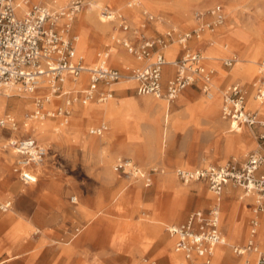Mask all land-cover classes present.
Listing matches in <instances>:
<instances>
[{
    "label": "rangeland",
    "instance_id": "1",
    "mask_svg": "<svg viewBox=\"0 0 264 264\" xmlns=\"http://www.w3.org/2000/svg\"><path fill=\"white\" fill-rule=\"evenodd\" d=\"M128 1L131 0H101L110 9L119 10L125 14L130 24V30H122L119 27V21L116 20L110 22L109 40L102 38V35L100 38L91 33V38L96 40L94 41L97 44L96 51L103 52L114 48L126 58L121 65H112L122 71L125 75L124 78L129 76L132 69L139 66L140 63L132 61H136V56L130 53L122 43L110 41L112 35L118 36L121 40L127 34L130 40L139 44L144 37H159L171 27H178V31L184 32L199 26L194 24L193 27L183 28L179 25L180 18L175 0H145L144 4L148 1L149 12L155 16L151 22L146 20V16L142 12L144 6L127 8ZM230 1L232 0H188L191 15L194 17L198 12L207 13L214 5L221 4L226 13V21L222 26L224 31L228 29L229 32L235 31L239 35L247 34L246 36H250L251 40L258 39L257 33L264 37V0H235L239 4L237 8H233ZM69 3L70 0H58L54 7L59 8ZM85 8L86 6H81L74 21V33L79 36L76 46L85 55L87 63L96 64L99 63V60H90L85 47L78 46L82 36L80 32L83 30L78 23V16ZM96 16L98 17V15ZM205 18L210 20L211 17L206 14ZM214 37L220 43L230 45L232 52L229 55L241 57L238 47L233 46L227 38ZM207 42L208 46L204 54H208V48L212 47L209 41ZM195 43H197L196 40ZM172 45H178V43L174 42ZM238 45L242 49L247 47L245 42H239ZM199 46L203 48L205 44ZM213 47L215 48L214 52L226 53L222 45L218 46L217 44ZM251 52L252 50H249V57L252 56ZM263 58H259L257 62L247 63L250 67L248 78L241 79V83H246L245 86L249 93L253 94L254 76L257 73L258 63ZM209 62L218 65L213 67L217 73L214 76V81L219 87L222 98V91L231 84L229 78L221 74L218 75L219 69L225 70L221 67L224 66V59ZM127 66H131V68L128 69ZM236 67L235 65L233 70ZM166 72L169 73L168 67ZM136 86L137 83H115L109 86L117 89L113 98L105 102L89 101V105L108 106L110 113L107 119L104 117L89 119L82 116L76 105L77 103L82 104V101L75 102L74 110L67 117V121H71L73 117L78 116L81 122L77 125L71 123L66 126L60 125L61 123H58V120H61L60 117H48L52 119V129L54 130L52 131L58 134L57 141L49 143V151L44 159V165H42L46 174H40L38 184L34 185H24L14 173L15 154L12 150L5 148V143L9 137L34 136L37 120L32 117V114L37 108L36 100L41 96L35 93L28 96V92L20 90L12 91V95L9 96L10 102L4 109H0V117L6 114L15 117L17 129L0 128V152L5 155L0 158L4 161L7 158L10 162L8 172L3 173L0 179L7 180L17 187L13 186L9 193H3L1 190L4 189L6 182L0 186V204L9 199L12 200V207L9 211L5 213L0 208V236L6 232L5 241L13 243L9 246L10 256L16 258L8 260L9 257H1L0 264L6 260L9 262L4 264H97L99 262L101 264H131L133 259L135 263L139 257L135 260L134 257L126 256V253H134L138 249L148 251L152 244L155 247L161 239L169 237L166 230L168 224L183 221L192 211L208 208L214 204V199L208 198V195L213 192L209 191L205 183L199 181L184 183L177 176L176 169L179 167L194 169L207 166L204 164L205 162H209V165L217 164L232 156L243 157L251 152H264V143L257 137L258 129L252 130L249 127H244L245 142L237 143L230 137L228 129L219 125L218 119L226 122L227 126L229 124L222 118L221 109L218 119L193 117L196 113H200L199 106L187 109V116L184 114V104L179 103L181 94L171 102L170 117L169 122L166 123L167 130L165 132L163 119V125L160 128L163 144L158 146L155 142L148 143L128 129L129 120L125 118V113L134 112L132 98L151 95L139 94ZM194 89L197 96L203 97L204 102L210 100L200 88L194 87ZM63 93L56 101L55 110L65 104L68 95ZM161 99L167 101L165 98ZM15 100L21 102L23 106L21 109L17 107ZM102 121L109 122V129L104 132L105 135L101 138L104 141L108 140L104 143L106 145L105 157L109 158L108 165L102 164L98 155L92 154L82 146L86 139L96 137V134L90 133V128ZM49 122L51 120L47 121L46 125ZM26 123L30 124L29 130ZM143 126L153 135L158 130L156 126L147 123L146 120L143 121ZM230 133L235 135L237 132ZM129 143L131 145L134 143L135 148L127 147ZM118 156L130 158L142 169L149 170L152 167H158L164 169L165 173H154L152 183L147 186L144 180L139 177L115 171L114 164ZM21 187H25L28 190L27 193L20 192L19 188ZM234 190L239 193L244 192L241 188H234ZM74 196L78 198L76 203L71 200ZM233 198H235L234 195L231 197L228 194L226 198L222 199V226L226 235L229 232L231 207L240 202L236 197L237 202H233L231 205L230 201ZM80 202L87 208V214H81L78 211ZM254 202L255 200H252L245 210L249 211V215L242 225L246 234L253 215ZM38 210L41 212L40 217L37 216ZM80 215L87 219L79 217ZM234 219L233 224H235ZM261 220L260 237L264 247V212ZM153 225H157L160 240L156 238L155 242L153 241L150 245L146 244L147 247L143 248L141 245L145 242L140 241L139 238L148 233L151 234ZM82 228L84 235L82 236L88 239L72 246L79 236L75 235ZM231 230L233 229L231 228ZM227 237L230 246L220 245L224 247L225 254L219 255V250H216L214 264H249L244 262L245 257L238 256L233 251V246L244 243L246 237L237 241H234L230 235ZM40 239L42 247L38 246ZM71 239L72 242L67 244ZM169 242L171 244V241ZM0 246L2 245L0 244ZM68 246H72L71 251L66 250ZM112 246L116 251L121 250L122 252L116 255ZM173 248L174 246L171 250ZM153 252L154 250L145 254L147 262L158 258L167 264L165 256L155 255ZM17 253H21V255Z\"/></svg>",
    "mask_w": 264,
    "mask_h": 264
},
{
    "label": "built area",
    "instance_id": "2",
    "mask_svg": "<svg viewBox=\"0 0 264 264\" xmlns=\"http://www.w3.org/2000/svg\"><path fill=\"white\" fill-rule=\"evenodd\" d=\"M84 0H70L64 7L56 9L46 0H0V94L9 87L20 91L32 92L42 85L52 95L64 92L66 77H77L81 72L88 73V84L83 91H68L65 104L56 110H45L44 101L49 95L36 100L37 108L32 116L36 119L60 117L67 121L72 113V105L77 101L88 100L105 102L113 97L114 89L109 87L124 78L122 71L107 63L109 51L104 50L103 60L93 67L85 64L79 56L75 43L74 21ZM143 0H131L129 7L139 6ZM109 6H104L103 13L111 18ZM146 20L151 22L155 16L142 9ZM211 18L207 20L205 15ZM111 21H119L122 30H130V24L123 13H114ZM199 26L190 31L180 32L171 27L156 38H143L137 44L130 39L121 38L119 43L126 46L136 58L143 60L154 55L148 63L132 69L128 78L137 83L139 94H152L174 101L189 86L197 85L207 96L213 95V77L215 69L206 65L205 55L194 50L191 41L202 39L206 32L214 33L226 20L223 5H214L207 13L198 12ZM177 42L180 46L178 56L168 61L163 51L169 44ZM237 56L224 59L227 67L237 62ZM172 66L174 74L164 83L165 66ZM257 77L253 82L255 98L264 102V60L258 63ZM76 93V94H74ZM248 90L241 82L230 84L222 91V117L229 121L234 131L242 127L258 129V139L264 143V116L248 107ZM0 128L17 129L15 117L6 114L0 117ZM108 126L102 123L93 127L90 133L102 135ZM5 148L16 155L13 171L25 184H35L39 175L35 171L43 163L49 148L34 136L9 137ZM114 169L128 175H134L150 185L156 172L165 173L164 169L152 167L142 169L130 158L117 157ZM177 176L184 182L202 181L208 188L220 196L228 186L241 188L254 196L253 215L247 242L233 246V251L243 256L247 253L257 255V264H264V248L260 245L261 215L264 212V152H251L243 157L232 156L217 165L196 169H176ZM78 201L77 196L71 198ZM7 205L0 208L6 209ZM168 234L174 239V249L182 253L190 264H211L217 245L225 244L226 235L222 230V207L216 202L206 209L192 211L182 223L166 226ZM147 264H162L151 260Z\"/></svg>",
    "mask_w": 264,
    "mask_h": 264
},
{
    "label": "bare ground",
    "instance_id": "3",
    "mask_svg": "<svg viewBox=\"0 0 264 264\" xmlns=\"http://www.w3.org/2000/svg\"><path fill=\"white\" fill-rule=\"evenodd\" d=\"M39 0H36L35 2H38ZM57 1L58 0H46V3L51 6L54 7L57 5ZM33 2V1H32ZM145 0H143V2L141 3V5L139 6H134V7H145L143 9H146L148 11H150L149 9V4L148 1L144 4ZM129 3V1H128ZM128 3L126 4L127 8H133V7H129ZM230 4L232 5L233 8H237L238 7V2L235 0L230 1ZM84 6H86L85 10L81 11L80 15L78 16V23L80 24V26L82 27V31L81 33V41L79 42L80 48H84L86 50V53L88 55V58L90 60H99V62H101L103 60L102 55L103 52L100 51H96L95 48L97 46V44L94 42L96 40L93 39V37L91 38V33L96 35V37H100L102 35V38H107L108 39V32L111 30V26H110V22L111 19L113 17L116 18V16L114 15V13H123L119 10H112L111 9V13L112 15L110 16L111 18H109L108 16H106L103 13V8H104V3L101 2V0H85L83 1ZM189 2L188 0H175V6L178 10V16L180 18V24L181 27L183 28H190L193 27L194 24H198L199 25V19L197 17V15H195V17L193 15H191V11H190V6H189ZM66 6V5H65ZM64 7V6H61ZM59 7V8H61ZM55 8V7H54ZM56 8V9H59ZM140 9V8H139ZM138 9V11H140ZM137 12V11H136ZM124 14V13H123ZM98 15V17L96 16ZM137 15V14H136ZM118 20V19H117ZM116 21V20H115ZM226 21V20H225ZM145 22V21H144ZM144 24V23H143ZM225 24V23H224ZM223 24V25H224ZM221 25V26H223ZM218 27L216 29V31L214 33H210V32H206L202 39L200 40H196L197 43L198 42H202V41H209L210 45L212 47H209V53L208 54H204L206 57L205 62L207 63V60H212V61H219L221 59H226L227 55L230 54L231 48L230 45L228 43L222 44L220 43L217 39H215L214 36L216 37H221V38H227L230 42H232L233 46H237L241 52V57L237 56V64H236V68L233 71H226V70H220L218 72V75L221 74L224 77L231 79H234L235 72L236 71H240L241 69H244L246 71V73H249L250 67L249 65H247L248 62L251 61H255L257 62L259 60V58L264 57V37L262 34L257 33V35L259 36L258 39L256 40H251L250 36L247 37L246 35L243 34H238L235 31H231L229 32L228 29H225L226 31L223 30L222 27ZM176 29H178V27H174ZM77 35V34H76ZM119 35V34H118ZM211 36V37H210ZM125 39H129V35L125 34L124 37ZM79 40V36L77 35V41ZM109 40V39H108ZM217 40V41H215ZM76 41V43H77ZM112 42H118L119 41V37L112 35L111 36V40ZM192 42V41H191ZM239 42H245V44L247 45L246 48L242 49L238 44ZM75 43V46H76ZM96 44V45H95ZM218 46L222 45L223 49L227 51V54H221V53H217L214 52L215 48L213 47L214 45ZM170 45V44H169ZM179 44L178 45H172L171 46H167L163 49L165 55H166V59L168 61H172L174 60L176 57V54L179 50ZM76 50L79 56H82L84 58L85 64H87L90 67L95 66L98 63H87V60L85 58V55L79 51L78 47L76 46ZM249 50H252V56L249 57ZM225 55V56H224ZM235 56V55H233ZM125 57H123L121 54H119L114 48L109 50V55L107 58V63L110 65H121L123 63V61H125ZM154 59V55H152L150 58L148 59H143L140 60L138 58H136V61L132 60L134 63L138 62L140 63V65L146 64L148 63L150 60ZM264 60V58H263ZM234 64V65H235ZM127 68H131V66H127ZM257 71V69H256ZM257 74V73H256ZM88 73L83 71L81 72L77 77L72 78V77H66L65 78V83H64V93L68 92L70 90L76 92V91H83L85 89V87L88 84ZM136 83L134 80H132L131 78H123L120 81L116 82V83ZM115 84V83H112ZM109 85V86H112ZM213 87L215 88L213 90V95L210 98L209 101H206V106H207V116H213L214 118L218 119V113H219V109L222 105V98L220 95V90L219 87L216 85L214 78H213V83H212ZM132 86V85H130ZM14 90H19V89H15V87H9L7 89H5L1 94H0V109H4L8 103L10 102L9 96L12 95V91ZM8 92V93H7ZM39 94V96L41 97H45L46 95H49V99L44 101V109L45 110H51L54 111L55 109H51L53 107H55L57 105V100L58 97H61V95H52L49 93L48 89L45 88L44 86L40 85L37 88H35L34 91L32 92H28V96L29 94ZM255 91L253 94H251L249 96V100H248V106L255 109L256 111H258L259 115H263L264 114V102H261L260 100L256 99L254 97ZM43 95V96H42ZM15 103L17 105V107L19 109H21L23 106L21 104V102L15 100ZM77 103V102H76ZM75 104V103H74ZM72 105V111H73V106ZM103 104V103H102ZM132 104L134 107H132V110L134 112H128L125 113V118L129 120V124H128V129L133 132L136 133L138 135L139 138H143L145 139V141H147L148 143H152L155 142L156 145L160 146L162 145V140H161V135H160V128L163 125V119H164V132L165 130H167V124L169 122V117H170V110H171V102L164 101L161 98H157V97H152L151 95L146 96V97H142V98H132ZM79 107L80 113L82 116H86L89 119H101V117H104L105 119H107V117L109 116V108L108 106H101V104H93V105H89V100L86 103H82L76 104ZM33 117V116H32ZM34 118V117H33ZM45 117L43 119H36L37 123L35 124V133L34 136H36L39 140L40 143L44 144L45 146L49 147V143L51 141H57V132H53L54 130L52 129L53 124H52V119ZM49 124L46 122L50 121ZM146 120L147 123L152 124L153 126H156L158 128L157 132L155 135L151 134L150 132H148L147 128L143 126V121ZM56 121V120H54ZM36 122V121H35ZM33 122V123H35ZM81 122V119H79L78 116H75L71 119V121H63L62 120H58V123H61L60 125L64 124L69 125L70 123L73 125H77ZM219 124L221 125V127L228 129V133L230 134V137L237 143H243L245 142V138L246 135L244 134V127H242L240 130L235 131L237 133H235V135H232L230 132H234V129L231 125V123L225 124V122L221 121L220 119H218ZM104 123V122H103ZM105 125L108 126L109 129V125L107 123H104ZM27 126V129L29 130L30 124L26 123L25 124ZM34 125V124H33ZM101 125V124H100ZM25 126V127H26ZM99 126V125H98ZM93 127H97V126H93ZM91 127L90 130L93 128ZM31 128V127H30ZM31 130V129H30ZM53 130V131H52ZM152 130V129H151ZM108 132V131H107ZM167 132V131H166ZM105 134L103 133L102 135H96V137H90L89 139H86L85 141H83V148L87 149L89 151L92 152V154L98 155V159L102 164H106L108 165L109 163V158L105 157V148L106 145L104 144L107 141H104V139H101L102 136H104ZM144 143V142H141ZM56 145V144H54ZM55 147V146H54ZM127 147L129 148H135V145L133 143V145H131V143H129V145L127 144ZM140 147V146H139ZM51 149V148H50ZM142 149V148H141ZM156 150V149H155ZM53 151V150H51ZM145 151V150H144ZM143 151V152H144ZM12 153V152H11ZM1 152H0V156H1ZM150 154V153H149ZM11 155V154H10ZM5 156V155H4ZM7 157V156H6ZM120 157V156H118ZM133 161V160H132ZM134 162V161H133ZM135 163V162H134ZM204 164H206L207 166H209V162H205ZM42 165H44V163H39L36 166V172L39 175L38 181L35 184H38L39 180H40V174H46L44 172V169L42 168ZM139 166V165H138ZM140 167V166H139ZM134 176V175H133ZM135 177V176H134ZM45 178V177H44ZM49 180V179H48ZM32 185V184H31ZM34 185V184H33ZM14 187H17L16 185H13ZM43 187V186H42ZM20 192H22L23 194L27 193V189L25 187H21L19 188ZM38 193V192H37ZM42 193V192H41ZM226 193H228V191H226ZM225 194H221L219 197H216L213 193L208 195V198H212V199H216L217 201L222 200L225 197ZM40 196V195H39ZM238 198L240 200L239 203L237 204H233V208L232 210L235 209L234 212V217H235V224L231 225V228L234 230L235 226H237V235L241 236L242 232H241V225L243 224V222L245 221V219L247 218V216L249 215V211H245L247 208V205L254 200V196L251 193H245V192H240L238 193ZM6 203H8V207H6V209H3L5 212L9 211V209H11L12 207V200H7L6 202L0 204L5 206L7 205ZM235 207V208H234ZM242 210V211H240ZM78 211L81 214H87V208L85 207V205L80 202L79 207H78ZM20 215V214H19ZM157 229L153 228V232L150 234H146L143 235V237H140V241L145 242V244L141 245L144 247H147V245H150L153 243V241L156 239L157 236ZM169 241H171V243H173V239L169 238ZM228 244V239L226 237L225 239V244ZM222 244H219L216 246L215 248V252H214V256L212 259V263H215V258H216V250H219V255H224L225 254V249L223 246H220ZM174 249V248H173ZM175 252L172 253V264H187V262L185 261V258L178 253L175 249ZM24 252V251H23ZM21 252V253H23ZM21 253H17L18 255H21ZM135 253V252H134ZM16 254V255H17ZM248 254V253H247ZM247 254H245V259L244 262H247L249 264H255V257H251L248 258ZM142 261H140L138 264H142L143 262H146L147 259L143 258L141 259ZM142 262V263H141Z\"/></svg>",
    "mask_w": 264,
    "mask_h": 264
},
{
    "label": "crops",
    "instance_id": "4",
    "mask_svg": "<svg viewBox=\"0 0 264 264\" xmlns=\"http://www.w3.org/2000/svg\"><path fill=\"white\" fill-rule=\"evenodd\" d=\"M222 27V26H221ZM154 30V29H153ZM194 41L195 40H193L192 42H191V45L193 46V49L194 50H198V51H201L203 54H204V51L206 50V48H207V46H208V42L207 41H202V42H198V43H195L194 44ZM202 44H205V47H203V48H201L199 45H202ZM223 48V47H222ZM224 50V49H223ZM226 53H225V55L227 54V51L226 50H224ZM232 51V50H231ZM179 52H180V47H179V50H178V52H177V54H176V56L175 57H177L178 56V54H179ZM224 55V56H225ZM229 56H231V55H227L226 57H229ZM209 61H212V60H209ZM208 60H207V63H206V65L207 66H209V67H211V68H213L214 66H218V65H215V64H213V63H211V62H209ZM237 64V63H236ZM235 64V65H236ZM235 65H233V67H227L225 64H224V66H221L223 69H225V70H230V69H232L233 70V68L235 67ZM169 68V73L168 72H166V68ZM257 71H258V67H257ZM174 72H175V69L172 67V66H170V65H168V66H165V69H164V83H166V81H167V79L169 78V77H171L173 74H174ZM258 73V72H257ZM215 75H217V73H215ZM214 75V76H215ZM235 77H234V79H231V80H229V81H231V84H233V83H235V82H241V79H247L248 78V75H247V73H246V71L244 70V69H241L240 71H236L235 72ZM256 77H257V74H255V76H254V78L256 79ZM214 78V77H213ZM244 85H246V83H243ZM194 87H197V88H200L199 86H189V87H187L182 93H181V97H180V99H179V103H183L184 104V106H185V110H184V114H186L187 116H188V114L186 113V110L187 109H189V108H191V107H195V108H198V106H199V108H200V113L198 112V113H196L193 117H200V118H202V117H204V118H207V117H213V116H207V104H206V102H204L205 100H203V97L202 96H197L196 95V93H195V89H194ZM114 89V88H113ZM116 91H117V89H114V93H116ZM254 91H255V88H254V90H253V93H254ZM252 94V92L251 93H249L248 92V96H247V98H248V100H249V96ZM149 95V94H148ZM152 95V94H151ZM113 96H114V94H113ZM155 96V95H154ZM155 97H157V96H155ZM254 97H255V94H254ZM113 98V97H112ZM157 98H162V97H157ZM130 101V100H129ZM116 102H118V101H116ZM120 103V102H119ZM55 107H57V105L55 106ZM55 107H53V108H51L52 110L53 109H55ZM250 108V107H249ZM220 109H221V116H222V105H221V107H220ZM220 109H219V111H220ZM251 109V108H250ZM74 110V109H73ZM253 110V109H252ZM255 110V109H254ZM262 116H264V114L262 115ZM52 118V117H51ZM223 118V117H222ZM224 119V118H223ZM225 120V119H224ZM227 121V120H226ZM103 122H106L108 125H109V122H107V121H102L101 123H99V124H97V125H95V126H98V125H100V124H102ZM227 122H229V121H227ZM230 123V122H229ZM225 124H226V122H225ZM220 125V124H219ZM221 126V125H220ZM223 128V127H222ZM226 129V128H225ZM2 153V152H1ZM1 156H4L3 155V153L1 154ZM0 156V157H1ZM224 157H225V155H224ZM223 157V158H224ZM222 158V159H223ZM230 158V157H229ZM228 158V159H229ZM15 159H16V155H15ZM228 159H226V160H228ZM225 160V161H226ZM224 161V162H225ZM14 162H15V160H14ZM14 162H13V164H14ZM10 162L7 160V158H6V160L4 161V160H2L1 158H0V177L2 176V174L3 173H7L8 172V166H10V164H9ZM221 163H223V160H221V162L220 163H217V164H221ZM217 164H211V165H217ZM202 167H205V166H202ZM179 168H182V167H179ZM198 168V167H197ZM185 169H188V168H185ZM194 169H196V168H194ZM16 174V173H15ZM17 175V174H16ZM21 181V180H20ZM0 182H1V184H0V186L1 185H3V183H5L6 182V185H4V189H2L1 190V192L3 191V193L5 192V193H9L10 192V190L13 188V185L11 184V183H9L7 180H4V179H0ZM22 182V181H21ZM199 182H202V181H199ZM23 183V182H22ZM204 183V182H203ZM24 185H31V184H25V183H23ZM205 185L207 186V184L205 183ZM207 188H208V186H207ZM234 188H238V187H234V186H231V185H228L225 189H224V192L223 193H225L226 191H228V193H226V195H225V198H226V196H228V194L232 197L233 195L235 196V198H233V199H231V201H230V204L232 205L233 204V202H237V198H238V191H236V190H234ZM209 189V188H208ZM209 191H211L210 189H209ZM212 192V191H211ZM222 193V194H223ZM216 197H219L218 195H216L215 193H213ZM233 194V195H232ZM237 197V198H236ZM224 199V198H223ZM255 200V199H254ZM222 201L223 200H220V201H217L216 199H214V204L216 203V202H220V204H221V207H223L222 206ZM255 203V202H254ZM232 208H233V206L231 207V212H230V225H229V232H228V234L226 235V233H225V231H224V229H223V226H222V230H223V233L226 235V237L227 236H231L232 238H233V240L234 241H237V240H240V239H243V238H245L246 237V240H245V242L244 243H242L241 245H243V244H245L246 242H247V239H248V235H249V230H250V223H249V228H248V230H247V234H246V231H245V229H243V227H242V225H241V232H242V236L240 237V236H238L237 235V233H236V231H237V226H235V228H234V230H231V225H232V222H233V219H234V212H235V209L234 210H232ZM235 208V207H234ZM201 209H206V208H201ZM223 209V208H222ZM6 213V212H5ZM40 215H41V212H40V210H38L37 211V216L38 217H40ZM79 217H82V218H86L87 219V217H85V216H83V215H80ZM188 217V216H187ZM187 217H186V219H187ZM261 218H262V215H261ZM185 219V220H186ZM247 219V218H246ZM245 219V220H246ZM185 220H183V221H178V222H173V223H182V222H184ZM251 220V219H250ZM261 222H262V220H261ZM244 223V222H243ZM152 228H155V229H157V225H153V226H151ZM84 228V227H83ZM83 228L80 230V232L79 233H77L75 236L77 237L78 235V237L76 238V241L73 243V245L72 246H74L76 243H80V242H83L84 240H87L88 238H86V237H83L84 235L82 234V231H83ZM261 229V228H260ZM83 235V236H82ZM168 238H163V239H161V241H159L158 242V244L154 247V245L152 244V247L148 250V251H144V250H137L135 253H129V254H127L126 253V256H131V257H134L135 258V260L139 257V259L134 263V259L132 260V262H131V264H138L140 261H142L141 259H143V258H145V254H147L149 251H152V250H154V254L155 255H159V254H162L163 256H165V261H166V263L167 264H172V260H173V258H172V253L173 252H175L174 251V249H172L171 250V248L174 246V239L168 234ZM5 238H6V232L4 233V234H2L1 236H0V244L2 245V246H0V258L1 257H4V256H6V257H9V259L8 260H12V258H16V257H12L11 258V253L9 252L10 251V247L9 246H11L13 243L11 242H9V241H5ZM156 238L157 239H159L158 238V233H157V236H156ZM169 238H172L173 239V243H171L170 244V242L168 241L169 240ZM228 238V237H227ZM73 239V238H72ZM72 239L69 241V242H67V244H69V243H71L72 242ZM101 239V238H100ZM91 240V239H90ZM97 240H99V239H97ZM156 240V239H155ZM160 240V239H159ZM41 239L39 240V245L38 246H41ZM7 242H9V243H7ZM155 242V241H154ZM259 242H260V245L262 246V248H264L263 247V245H262V242H261V237L259 236ZM227 245V247L228 246H230V244H226ZM72 246H68V247H66V250L67 251H71V249H72ZM42 247V246H41ZM112 248H113V251L116 253V255L117 254H120L122 251L121 250H117L116 251V249H115V247L114 246H112ZM118 252V253H117ZM179 253V252H178ZM184 258H185V256L182 254V253H180ZM239 256V255H238ZM244 256V255H243ZM247 256H248V258H251V257H255V264H257V255L255 254V253H248L247 254ZM19 257V256H18ZM244 259V258H243ZM2 260V259H1ZM8 260H6L5 262H3L2 264H4V263H6ZM153 260H158V261H160L162 264H164L160 259H158V258H156V259H153ZM185 261L187 262V264H190V261L189 260H187L186 258H185ZM9 262V261H8ZM147 262V261H146ZM146 262H141L142 264H147ZM24 264V263H23ZM97 264H101V262H99V263H97Z\"/></svg>",
    "mask_w": 264,
    "mask_h": 264
}]
</instances>
